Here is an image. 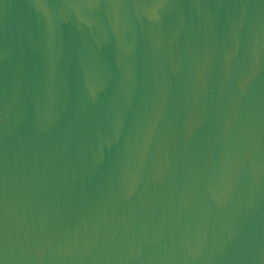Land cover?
Masks as SVG:
<instances>
[{"label":"water","instance_id":"water-1","mask_svg":"<svg viewBox=\"0 0 264 264\" xmlns=\"http://www.w3.org/2000/svg\"><path fill=\"white\" fill-rule=\"evenodd\" d=\"M0 264H264V0H0Z\"/></svg>","mask_w":264,"mask_h":264}]
</instances>
